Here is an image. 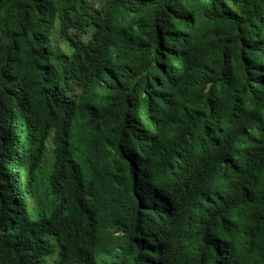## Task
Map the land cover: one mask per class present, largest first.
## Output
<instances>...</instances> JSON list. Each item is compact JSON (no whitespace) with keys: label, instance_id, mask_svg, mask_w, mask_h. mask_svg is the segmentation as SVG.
<instances>
[{"label":"trees","instance_id":"obj_1","mask_svg":"<svg viewBox=\"0 0 264 264\" xmlns=\"http://www.w3.org/2000/svg\"><path fill=\"white\" fill-rule=\"evenodd\" d=\"M58 251L264 264V0H0V264Z\"/></svg>","mask_w":264,"mask_h":264},{"label":"clouds","instance_id":"obj_2","mask_svg":"<svg viewBox=\"0 0 264 264\" xmlns=\"http://www.w3.org/2000/svg\"><path fill=\"white\" fill-rule=\"evenodd\" d=\"M58 250L60 251V248H58ZM59 251L55 252L52 256L48 257V259H47L48 260V262H47L48 264H51L53 262V260L58 257V255L60 253Z\"/></svg>","mask_w":264,"mask_h":264},{"label":"rangeland","instance_id":"obj_3","mask_svg":"<svg viewBox=\"0 0 264 264\" xmlns=\"http://www.w3.org/2000/svg\"><path fill=\"white\" fill-rule=\"evenodd\" d=\"M33 205L35 206V202H33ZM35 208V207H34Z\"/></svg>","mask_w":264,"mask_h":264}]
</instances>
